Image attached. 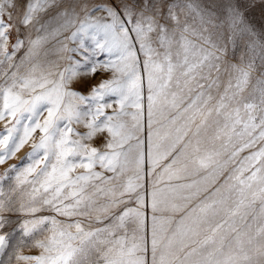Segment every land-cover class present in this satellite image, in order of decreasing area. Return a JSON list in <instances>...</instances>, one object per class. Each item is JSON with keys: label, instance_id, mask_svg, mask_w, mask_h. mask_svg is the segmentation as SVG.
Masks as SVG:
<instances>
[{"label": "snow or ice", "instance_id": "1", "mask_svg": "<svg viewBox=\"0 0 264 264\" xmlns=\"http://www.w3.org/2000/svg\"><path fill=\"white\" fill-rule=\"evenodd\" d=\"M212 7L0 0V264H264V32Z\"/></svg>", "mask_w": 264, "mask_h": 264}, {"label": "rangeland", "instance_id": "2", "mask_svg": "<svg viewBox=\"0 0 264 264\" xmlns=\"http://www.w3.org/2000/svg\"><path fill=\"white\" fill-rule=\"evenodd\" d=\"M225 0H200V3H202L204 6L209 7L212 11H216L215 8H213V5L216 4H222ZM240 3L242 10L245 11V17L247 21L254 27V29L257 32H264V2L262 0H238ZM253 5V6H249ZM48 17H45L44 19H47ZM221 19H223V16H221ZM219 22V21H218ZM226 27V26H225ZM250 39L247 35H244L242 37H237V57L239 56L240 52L246 51L245 44ZM54 43V42H53ZM51 45H48L50 47ZM247 59V57H245ZM49 59H56L55 55H50ZM229 59H232L231 57V51L229 54ZM257 63H259V60H257ZM258 75V73H253V82H255V76ZM77 90L85 91L86 89L82 88L81 86H77ZM109 112H111V109H109ZM78 130L84 131L82 127H78ZM147 128L145 125V136H146ZM99 143V141H97ZM28 151V147L26 146L24 150L20 153V155L23 154V152ZM16 160H9L8 163H15ZM3 167H6L3 166ZM3 167H0V171L3 170ZM36 250L25 248L24 252L27 253H35ZM15 264V262H13Z\"/></svg>", "mask_w": 264, "mask_h": 264}]
</instances>
